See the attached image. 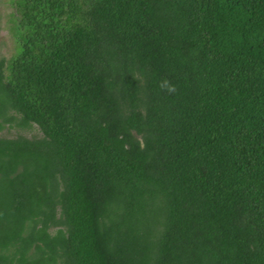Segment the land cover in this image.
Wrapping results in <instances>:
<instances>
[{"label":"trees","instance_id":"obj_1","mask_svg":"<svg viewBox=\"0 0 264 264\" xmlns=\"http://www.w3.org/2000/svg\"><path fill=\"white\" fill-rule=\"evenodd\" d=\"M11 5L0 264H264V0Z\"/></svg>","mask_w":264,"mask_h":264},{"label":"rangeland","instance_id":"obj_2","mask_svg":"<svg viewBox=\"0 0 264 264\" xmlns=\"http://www.w3.org/2000/svg\"><path fill=\"white\" fill-rule=\"evenodd\" d=\"M13 12L11 0H0V59L10 58L16 52L17 42L12 31V20L15 19ZM17 133H22L28 137L41 136L37 127L26 131L6 130L2 135L10 137Z\"/></svg>","mask_w":264,"mask_h":264}]
</instances>
